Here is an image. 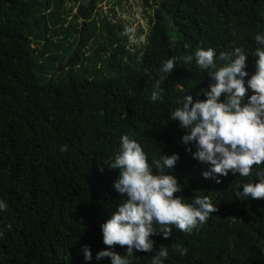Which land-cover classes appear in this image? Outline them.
<instances>
[{"label": "trees", "instance_id": "16d2710c", "mask_svg": "<svg viewBox=\"0 0 264 264\" xmlns=\"http://www.w3.org/2000/svg\"><path fill=\"white\" fill-rule=\"evenodd\" d=\"M95 4L81 6L82 25H68L63 0H0V200L8 204L0 210V264H111L95 259L108 249L101 225L124 197L113 188L119 171L104 161L114 162L128 133L149 163L179 154L175 168L164 170L183 186L175 195L185 203L208 196L218 209L191 233L173 226L170 238L150 237L153 251H137L132 264H151L161 246L169 252L164 264H264V199L235 196L244 183L258 182L255 172L264 164L247 178L229 172L220 183L206 179L208 165L193 159L195 142H182L189 130L170 119L186 94L194 102L206 99L208 70L180 59L197 48H213L218 56L242 47L245 79L254 74L264 0H160L147 44L136 52L122 23L93 17ZM61 35L63 41H53ZM56 54L69 57L57 66L67 71L63 79L55 66L47 71ZM171 57L176 68L153 102L159 68ZM173 244L186 247L187 255L174 252ZM85 245L91 261L84 259ZM108 250L124 255L126 246Z\"/></svg>", "mask_w": 264, "mask_h": 264}, {"label": "clouds", "instance_id": "9594fccd", "mask_svg": "<svg viewBox=\"0 0 264 264\" xmlns=\"http://www.w3.org/2000/svg\"><path fill=\"white\" fill-rule=\"evenodd\" d=\"M132 31V28L125 29L126 34ZM255 41L259 45L253 54L256 70L247 80L248 55L242 47L221 51L218 56L213 48L205 50L200 47L194 55L180 58L185 64L195 60L200 69L208 70L211 82L203 91L206 99L194 102L193 97L186 94L182 106L170 114V119L189 130L182 137L183 144L195 142L193 159L208 165L202 175L217 183L229 172L250 177L253 166L264 164V35L258 33ZM176 62L177 57H171L159 68V79L153 84L151 93L153 102L162 98L161 82L174 71ZM145 74L151 78L148 70ZM249 90L253 93L250 96ZM131 135L121 136L114 162L104 161L109 169L119 171L113 188L124 197L117 211L101 225L103 244L108 249L116 245L126 246L124 255L108 249L97 252V261L110 258L111 264H132L137 251H153L155 242L150 237L162 235L165 239L170 238L173 226L191 233L206 223L210 214L218 211L208 196L196 195L191 203H185L182 197L175 195L183 186L176 176L165 174L164 170L175 168L180 159L178 153L161 155L149 163L142 146ZM60 150L67 151L68 146L63 145ZM186 151L191 152V147ZM255 176L258 182L244 183L242 191L235 192L238 200L264 199V170H257ZM0 210H8L6 201L0 200ZM6 227L10 231L12 225ZM3 235L4 232L0 231V238ZM171 247L182 256L188 253L183 245L173 244ZM82 251L86 261L93 259L89 246L85 245ZM168 255V249L161 246L151 264H164Z\"/></svg>", "mask_w": 264, "mask_h": 264}, {"label": "rangeland", "instance_id": "374dc122", "mask_svg": "<svg viewBox=\"0 0 264 264\" xmlns=\"http://www.w3.org/2000/svg\"><path fill=\"white\" fill-rule=\"evenodd\" d=\"M92 0H63V17L65 16L67 24L70 23L76 25L83 24V17L81 12V6H89ZM160 0H96L95 11L93 17L100 20L108 18L112 23H122L124 25V33L126 28H132L133 31L128 36V45L133 52L143 49L147 44V37L150 33V29L154 25L155 9L159 5ZM74 36H76L74 34ZM71 39V38H70ZM64 40L61 35L53 38V41ZM66 44L69 41H65ZM40 48L42 43H39ZM35 47V45H33ZM86 50L91 53L94 52L91 46H85ZM58 60L49 61L47 65V71L50 72L53 69V73L58 71L57 78L63 79L67 75V71L64 68L57 67L59 63L66 58V55H58ZM48 57V56H47ZM48 61V60H47ZM46 65V64H45Z\"/></svg>", "mask_w": 264, "mask_h": 264}]
</instances>
